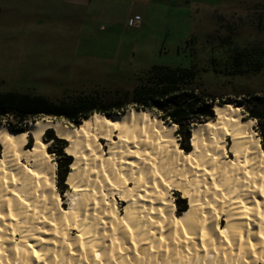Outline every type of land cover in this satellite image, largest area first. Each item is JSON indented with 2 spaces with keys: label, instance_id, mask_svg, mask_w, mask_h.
Here are the masks:
<instances>
[{
  "label": "bare ground",
  "instance_id": "6f19581e",
  "mask_svg": "<svg viewBox=\"0 0 264 264\" xmlns=\"http://www.w3.org/2000/svg\"><path fill=\"white\" fill-rule=\"evenodd\" d=\"M214 112L188 151L149 109L0 124V264H264V145L234 102ZM48 129L73 157L64 195Z\"/></svg>",
  "mask_w": 264,
  "mask_h": 264
},
{
  "label": "rangeland",
  "instance_id": "374dc122",
  "mask_svg": "<svg viewBox=\"0 0 264 264\" xmlns=\"http://www.w3.org/2000/svg\"><path fill=\"white\" fill-rule=\"evenodd\" d=\"M65 8L51 2L47 12L0 16V91L67 99L129 89L153 64L194 66L205 93L234 102L259 136L258 127L264 131L250 116L264 106V62L260 70L244 64L241 71L233 63L237 51L264 49V0H90L88 7ZM130 18L137 24L129 25ZM174 132L180 140L177 127ZM47 148L64 195L69 186L58 180L61 158L52 140ZM174 193L177 202L183 199Z\"/></svg>",
  "mask_w": 264,
  "mask_h": 264
},
{
  "label": "trees",
  "instance_id": "16d2710c",
  "mask_svg": "<svg viewBox=\"0 0 264 264\" xmlns=\"http://www.w3.org/2000/svg\"><path fill=\"white\" fill-rule=\"evenodd\" d=\"M233 60L240 71L244 64L260 70L264 62V49L237 51ZM135 78V83L129 89L114 88L57 100L42 94L0 91V123L7 120L6 127L9 130L23 132L27 129L29 121L41 117L63 119L72 125H78L83 118L94 112L111 115L124 112L128 108L149 109L163 120L176 124L177 134L180 137L179 144L184 151H188L191 148L188 144L191 127L215 118L214 106H212L214 102L225 103L222 98L209 95L200 88V76L194 66L169 67L153 64ZM250 116L264 126V106L260 110H255ZM258 131L262 138L261 143L264 145L263 128L258 127ZM52 132L48 129L44 139L52 140L56 145L54 152L61 158V162L57 163L58 180L63 182L72 160L70 155L63 152L66 141L53 136ZM185 200L183 198L176 201L180 211L187 207Z\"/></svg>",
  "mask_w": 264,
  "mask_h": 264
},
{
  "label": "crops",
  "instance_id": "0c3cea01",
  "mask_svg": "<svg viewBox=\"0 0 264 264\" xmlns=\"http://www.w3.org/2000/svg\"><path fill=\"white\" fill-rule=\"evenodd\" d=\"M51 2L58 5V8L61 7V10L65 8L66 4L74 9H81L90 5V0H0V16L10 18L15 15L26 14L32 9L47 12L51 8ZM95 10L94 8L93 11Z\"/></svg>",
  "mask_w": 264,
  "mask_h": 264
},
{
  "label": "built area",
  "instance_id": "2783aa9c",
  "mask_svg": "<svg viewBox=\"0 0 264 264\" xmlns=\"http://www.w3.org/2000/svg\"><path fill=\"white\" fill-rule=\"evenodd\" d=\"M137 21H138L137 19H129L128 24L129 25H136Z\"/></svg>",
  "mask_w": 264,
  "mask_h": 264
},
{
  "label": "water",
  "instance_id": "95a60500",
  "mask_svg": "<svg viewBox=\"0 0 264 264\" xmlns=\"http://www.w3.org/2000/svg\"><path fill=\"white\" fill-rule=\"evenodd\" d=\"M215 103H216V102H214L212 106H214Z\"/></svg>",
  "mask_w": 264,
  "mask_h": 264
}]
</instances>
